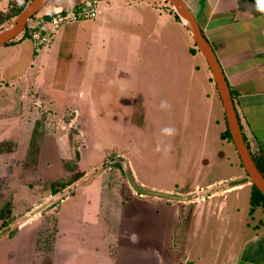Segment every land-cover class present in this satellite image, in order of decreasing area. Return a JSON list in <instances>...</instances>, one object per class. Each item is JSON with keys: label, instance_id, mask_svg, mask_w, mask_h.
<instances>
[{"label": "crops", "instance_id": "crops-1", "mask_svg": "<svg viewBox=\"0 0 264 264\" xmlns=\"http://www.w3.org/2000/svg\"><path fill=\"white\" fill-rule=\"evenodd\" d=\"M83 1L49 0L41 13ZM182 1L219 60L245 142L264 169V0ZM97 9L93 18L62 25L39 52L31 47V56L26 30L0 45V179L14 185L26 175L34 186L65 180L69 171L63 162L76 154L81 177H87L91 154L100 158L112 149L100 138L97 114L120 110L125 113L120 125L143 143L137 150L143 165L145 141L152 136L162 178L174 176L170 183L149 182L147 171L132 164L128 138L119 154L130 164L131 187L143 194L149 189L175 193V198L209 194L206 200L173 199L168 205L151 200L150 194L149 199L131 194L122 202L113 192L124 213L113 217L110 232L107 217L96 220L106 229L100 235L110 242L106 251L98 250V244L92 247L96 256L101 252L99 264H107L110 256L116 259L120 240L121 264H264V203L251 205L253 185L227 134L216 85L189 23L176 17L166 0H98ZM113 97L123 99L105 106ZM39 126L45 128L38 140L47 164L39 171H25L20 165ZM166 128L173 132L166 133ZM70 129L77 131L76 150ZM223 149L229 153L222 158ZM96 176L103 194L97 192L90 201L113 191L102 183L101 174ZM182 203L192 205L188 218L179 211ZM121 224L124 232H116ZM27 225L31 262L34 220L25 221L13 234L3 230V237L16 239Z\"/></svg>", "mask_w": 264, "mask_h": 264}, {"label": "rangeland", "instance_id": "rangeland-1", "mask_svg": "<svg viewBox=\"0 0 264 264\" xmlns=\"http://www.w3.org/2000/svg\"><path fill=\"white\" fill-rule=\"evenodd\" d=\"M22 2L23 0H0V9L3 8V10L6 11L10 8L11 10L13 4L19 6ZM47 4L44 5L39 12L47 9ZM13 8L15 7H12V9ZM15 17L16 16L8 21L7 25L4 27L9 26ZM25 30L27 31L26 28ZM24 40L30 43L29 54L31 56V40H29L28 37H25ZM122 99V97L109 98V100L105 102V106L108 107V102L114 101L118 103L121 102ZM97 116L102 126L100 131L102 136L100 138L104 145L107 144V147H112V149L104 150L100 158L91 154L89 159L90 162L85 166L88 173L87 177H81L82 173L76 165L77 154L67 162H63L64 166H66V168L68 167L69 171L66 179L79 176L81 177L82 184L80 186L82 187L79 186L76 188V185H74L76 181L80 179L78 177V179L74 180L68 187L60 190L55 197L49 198V195L53 194L51 190L52 182L44 183L40 181V184L34 186L33 183H28L32 182L33 179L30 177L28 178L26 175L19 176L17 184L14 185H10L8 180L4 178L0 179V221L2 222L1 226L3 230H7L9 234H13L25 221L34 220L37 223V232L32 240L35 260L31 262V234H29L28 230L30 224L22 230V235H19L13 240L3 237V230L0 228V264H53L52 256L54 246V264H99V255L101 252L98 251L96 256L92 251V247L98 244L100 247L98 250L106 251L104 247L110 242L109 239L106 240L105 236L103 238L100 235L104 233L106 229L105 226H103V229L102 225L96 222V220L107 217L109 223V225H107V232H110L113 230L112 228L115 222L113 217L117 216L118 219L122 218L124 213V210H122L120 206H117L115 202L116 197L112 194L113 192L115 195L119 196L122 202L126 199L128 200L129 198L127 197L131 194L133 197L140 198H150V196H148L150 194L153 197L151 200L158 199V201L168 205L173 199L188 201L193 198L201 199V197H203V200H206L209 193L205 194L204 192H201L199 196L196 195V193L182 196L177 195V198H175V193L160 192L158 190H146L145 192L149 194L137 192L136 187H131V185L134 186V184L132 173L129 169L130 164L126 157L119 154L123 147H125L128 138L132 141L130 150L133 154L132 164L136 169L140 167L147 171L148 175L146 177L148 181L150 179L152 180L149 182L166 181V183H170L174 176L173 174H168V176L162 178L163 171L160 173L162 165L156 162L158 155L152 136L145 141L147 159L143 165V159L137 155V150L141 148L143 143H139L134 131L130 129L124 130L120 125L122 120L125 119V113L120 110L114 112H100ZM35 130L36 140L34 139L32 144H30L29 153L20 165L25 171H35V169L39 171L41 170V166L47 164V160L42 158L43 155H41L38 140L41 134L45 133V128L39 126ZM47 131L51 130L48 129ZM68 133L70 143L74 150H76V147L79 146L80 143L78 137L74 136L77 134V131L76 129H70ZM222 151V158L229 153L227 149H223ZM96 174H101L103 176L102 183L104 185H109L108 188L110 191L113 190L110 193L104 192L102 200L100 199V195L103 193L99 191L101 183ZM127 174L128 177L126 176ZM87 185L88 187H86ZM90 185L91 187H89ZM57 186L58 185H53L54 188H57ZM97 192L100 197L97 196V199L98 197L99 199L97 205H95L97 199L96 201L95 199L90 201V198H94ZM47 197L49 199H47ZM87 200H89L88 206L86 205ZM191 207L192 205L185 206V204L182 203L179 207V211L183 213V215L186 214L188 218L192 213ZM140 211L143 212L144 209ZM74 216H76L75 220L73 219ZM117 227L118 226L115 225L114 229H117ZM120 230L121 233L124 232L123 224L119 226L116 232ZM25 231L27 235H25ZM134 233L137 234L138 232L134 231ZM180 233L186 232L182 231ZM108 235L110 236V234ZM115 236V239L118 240L116 233ZM123 243V241H119V246L121 245L119 248L122 247ZM142 243L145 244V241H142ZM119 248L116 250V259L110 256L107 260V264H121V253ZM105 263L106 261L104 264Z\"/></svg>", "mask_w": 264, "mask_h": 264}, {"label": "water", "instance_id": "water-1", "mask_svg": "<svg viewBox=\"0 0 264 264\" xmlns=\"http://www.w3.org/2000/svg\"><path fill=\"white\" fill-rule=\"evenodd\" d=\"M48 1L49 0H30L28 4L16 15L13 22L9 26L0 30V45H4L22 33L26 28L28 20L39 12ZM166 1L172 4L176 14L180 18L189 23L193 42L195 43L197 49L202 53L210 69L212 79L216 85L223 107L227 129L239 156L240 162L252 185L264 196V175L256 165L245 142L229 84L211 44L201 31L195 16L182 0Z\"/></svg>", "mask_w": 264, "mask_h": 264}, {"label": "built area", "instance_id": "built-area-1", "mask_svg": "<svg viewBox=\"0 0 264 264\" xmlns=\"http://www.w3.org/2000/svg\"><path fill=\"white\" fill-rule=\"evenodd\" d=\"M97 1L84 0L70 7L52 6L46 12L33 15L26 25L33 50L39 52L62 25L95 17L98 12Z\"/></svg>", "mask_w": 264, "mask_h": 264}, {"label": "trees", "instance_id": "trees-1", "mask_svg": "<svg viewBox=\"0 0 264 264\" xmlns=\"http://www.w3.org/2000/svg\"><path fill=\"white\" fill-rule=\"evenodd\" d=\"M29 1L30 0H23L22 4H20L19 6H16L15 4H13L11 6V10H10V8L8 10H6V11L0 9V29H2V27H4V25L7 24L8 21H10L14 16H16L28 4ZM12 7H15V8L12 9ZM175 15H176V17H178L177 14H175ZM35 129L33 130L31 144L34 141V139L36 140V138H35L36 137V130ZM227 134H228V136H230L228 130H227ZM252 157H253L256 165L258 166L259 170L264 175V169L256 161V159L254 158L253 155H252ZM78 177H72L70 179H65V180H59V181L52 182L51 183V185H52L51 186L52 193L55 194V193L59 192L60 190L64 189L67 185L71 184L74 180L78 179ZM53 185H58L57 186L58 189L54 188ZM250 201H251L252 207L257 205L261 201L264 203V196L254 186H252Z\"/></svg>", "mask_w": 264, "mask_h": 264}, {"label": "clouds", "instance_id": "clouds-1", "mask_svg": "<svg viewBox=\"0 0 264 264\" xmlns=\"http://www.w3.org/2000/svg\"><path fill=\"white\" fill-rule=\"evenodd\" d=\"M161 106H162V107H167V103H166V102H162ZM164 131H165L166 133L171 134V133L173 132V129L166 128V129H164Z\"/></svg>", "mask_w": 264, "mask_h": 264}]
</instances>
